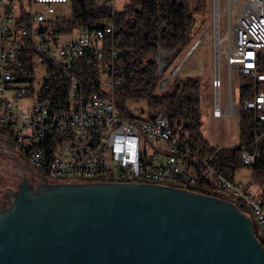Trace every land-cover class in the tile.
Here are the masks:
<instances>
[{
	"label": "built area",
	"instance_id": "obj_1",
	"mask_svg": "<svg viewBox=\"0 0 264 264\" xmlns=\"http://www.w3.org/2000/svg\"><path fill=\"white\" fill-rule=\"evenodd\" d=\"M69 1L0 0V126L12 128L14 143L24 156L22 159L44 174L63 179L64 173H71V179L99 182L139 179L134 182L184 189L199 186L208 192L192 190L233 202L230 196H222L220 191L212 189V182L228 184L240 197L244 215L254 222V234L264 248L261 186L257 184L259 189L254 190L243 179H231L219 172L209 162L213 153L199 155L185 144L173 130L163 107L145 109L142 114L130 108L122 111L113 95L114 85L120 82V78H114V73L119 72L113 67L115 49L112 48L109 58L103 54L102 40L113 31L112 24L107 20L92 29L81 27L74 34L45 28ZM103 1L110 3V0ZM233 5L237 7L234 22ZM223 11L227 28L221 36L218 18ZM214 28L217 41L227 39L229 99L221 108L217 74L212 80L216 89L212 112L214 116L238 113L240 87L238 101H234L232 73L247 75L252 94L244 100L243 106L251 111L254 130L250 140L239 146L241 160L249 165L262 157L264 162V69H259V63L264 61V0H226L223 9L215 0ZM201 40L202 37L197 38L192 47ZM26 46L45 67L38 81L35 75L32 80L18 79L20 53ZM191 51L192 48L187 50L186 55ZM80 58L88 64L95 60L101 70L100 85L86 91L81 79L71 74L66 102L62 107H55L52 100L41 93L46 62L59 66ZM171 61L172 57L166 64L159 63L160 90L168 87L180 67L177 64L168 71ZM102 82L111 90H102ZM21 99L27 103L21 105ZM147 146L155 151L148 155ZM116 171L120 172L118 177L114 174Z\"/></svg>",
	"mask_w": 264,
	"mask_h": 264
},
{
	"label": "water",
	"instance_id": "obj_2",
	"mask_svg": "<svg viewBox=\"0 0 264 264\" xmlns=\"http://www.w3.org/2000/svg\"><path fill=\"white\" fill-rule=\"evenodd\" d=\"M0 154L39 185L24 171L0 175V210L10 205L0 212V264H264L251 219L226 199L148 182L55 179Z\"/></svg>",
	"mask_w": 264,
	"mask_h": 264
},
{
	"label": "trees",
	"instance_id": "obj_3",
	"mask_svg": "<svg viewBox=\"0 0 264 264\" xmlns=\"http://www.w3.org/2000/svg\"><path fill=\"white\" fill-rule=\"evenodd\" d=\"M68 3L70 15L64 17L59 12L45 28L53 32L72 33L81 27L92 29L101 26L107 20L112 24L113 31L102 43L105 58L110 57L112 48L115 49L113 67L119 72L114 73V78H120V82L114 85L113 95L119 108L124 111L128 108L125 101L141 98L147 101L146 110L163 107L173 130L179 133L185 144L199 155L213 153L210 164L225 176L236 178L238 171L246 166L241 160L239 146L250 140L254 130L251 111L243 106L244 100L252 94L249 77L240 74L239 141L233 146L214 145L203 133L199 76L175 75L166 89L158 88L161 77L159 51L173 52L180 46V52L189 43L195 14L205 10L206 0H126L121 8L97 0H70ZM20 54L18 79L32 80L35 54L28 46ZM259 69H264V61L259 63ZM46 71L41 93L50 98L55 107H62L66 102L71 74L81 79L86 91L100 85L98 76L101 70L95 60L88 64L80 58L59 66L46 62ZM1 131L14 141L8 127L0 126ZM247 167L250 168V179L261 186L264 194L262 157ZM191 187L206 191L199 186ZM252 224L255 228L254 222Z\"/></svg>",
	"mask_w": 264,
	"mask_h": 264
},
{
	"label": "rangeland",
	"instance_id": "obj_4",
	"mask_svg": "<svg viewBox=\"0 0 264 264\" xmlns=\"http://www.w3.org/2000/svg\"><path fill=\"white\" fill-rule=\"evenodd\" d=\"M98 2H104L103 0H97ZM126 0H112L110 1L111 5L114 8H121ZM226 0H218V7L220 9L224 8ZM232 8L236 11L232 14V22L237 17V7L233 5ZM61 16H69L70 4H64L62 9L58 10ZM214 19H215V0H206V8L203 12L195 14L194 22L191 26V35L192 39L190 42L184 46L180 52L174 56V53L171 51L166 56L164 51H162V57H160V63H165V59L173 57V60L168 66V70L173 68L175 65L180 64V68L177 70V73L190 75H199L201 78V95L203 101V133L208 138L212 144L217 146H233L237 145L239 141V131H238V115H225V116H214L212 109L216 96V89L212 80L218 74L220 79L219 85V99L221 108H224L229 96H228V63L226 60L227 57V39H222L217 41L215 38V28H214ZM220 35L223 36L227 28V18L226 13L223 11L218 18ZM196 37H203L202 41L194 48V50L184 59L186 49L194 41ZM186 51V52H185ZM35 81L42 79L44 74V66L41 64L39 58L35 55ZM166 64V63H165ZM104 74V73H103ZM239 75L238 73H232L231 87L233 93V100L238 101V88H239ZM212 79V80H211ZM211 80V82H210ZM38 84V82H37ZM102 87L107 92L110 91V86L105 82H102ZM211 96V99H210ZM30 100V96H28ZM20 104L23 105L27 103V100H20ZM212 101V103H211ZM125 104L136 114H142L143 110L147 107V101L143 98L141 99H128L125 101ZM12 129V128H10ZM7 134V133H6ZM4 132H0V149L8 151L11 154H14L19 158H23L22 153L18 152L17 146L14 141H12L8 135ZM161 145V142L158 141ZM155 149L152 146H147L148 155L152 154ZM28 173L26 168H21L20 164L15 161L13 158L0 154V175H5L11 173L17 175L20 178H25V173ZM40 172V171H39ZM43 173V172H41ZM119 171H116L114 174L116 177L119 176ZM44 174V173H43ZM47 177H52L55 179H63L55 177L50 174H44ZM28 184L30 187L37 188V182L34 179L32 173L27 175ZM237 178L243 179L246 181L254 190H258L259 186L250 179V168L244 166L241 170L238 171ZM2 176H0V179ZM71 179V178H67ZM222 195V194H221ZM223 196V195H222ZM231 199V198H230Z\"/></svg>",
	"mask_w": 264,
	"mask_h": 264
},
{
	"label": "bare ground",
	"instance_id": "obj_5",
	"mask_svg": "<svg viewBox=\"0 0 264 264\" xmlns=\"http://www.w3.org/2000/svg\"><path fill=\"white\" fill-rule=\"evenodd\" d=\"M64 178H71V173H64ZM212 189H214V191H220L223 196H230V198L233 199L232 203L237 205L244 214L243 204H240V197H237V192H233L232 186L221 184V182H212Z\"/></svg>",
	"mask_w": 264,
	"mask_h": 264
},
{
	"label": "crops",
	"instance_id": "obj_6",
	"mask_svg": "<svg viewBox=\"0 0 264 264\" xmlns=\"http://www.w3.org/2000/svg\"><path fill=\"white\" fill-rule=\"evenodd\" d=\"M64 7V5H62L61 7H60V9H62ZM58 13H59V11H58ZM57 13V14H58ZM197 14V13H196ZM67 17V16H66ZM214 21H215V19H214ZM78 29L77 30H75L74 32H73V34L74 33H78ZM197 38H199V37H196L195 39H194V41L197 39ZM215 38H216V36H215ZM191 39H192V35H191ZM190 39V40H191ZM202 39H203V37H202ZM194 41L190 44V46L186 49V51L187 50H189L190 48H192V51L194 50V48L199 44H197L196 46H194V47H192V45L194 44ZM202 41V40H201ZM200 41V42H201ZM190 42V41H189ZM182 49V48H181ZM162 51H164V53H165V55L164 56H166L169 52H171V51H169V50H165V49H161L160 51H159V55H158V61H159V63H160V57H162L163 55H162ZM185 51V52H186ZM191 51V52H192ZM189 55V54H188ZM188 55H186V53H185V56H184V59L188 56ZM168 59H165V61H167ZM170 64V63H169ZM228 67V66H227ZM180 68V67H179ZM171 69H169L168 71H170ZM167 71V72H168ZM177 75L178 76H188V75H190L189 73H186V74H178L177 73ZM192 76H199V75H192ZM200 77V76H199ZM201 79V78H200ZM212 80V79H211ZM211 80H210V82H211ZM239 84H240V77H239ZM218 93V99H219V91L217 92ZM215 98H216V96H215ZM200 99H201V113H202V116H204V110H203V101H202V95H201V90H200ZM210 99H211V96H210ZM219 101H220V99H219ZM228 102V101H227ZM211 103H212V101H211ZM227 104V103H226ZM214 115V114H213ZM227 115H233L234 116V114H227ZM236 115H238V113L236 114ZM225 116V115H224ZM216 117H218V116H216ZM206 137V136H205ZM208 139V138H207ZM209 140V139H208ZM210 141V140H209ZM211 142V141H210ZM14 155H15V152H14ZM16 156V155H15Z\"/></svg>",
	"mask_w": 264,
	"mask_h": 264
},
{
	"label": "flooded vegetation",
	"instance_id": "obj_7",
	"mask_svg": "<svg viewBox=\"0 0 264 264\" xmlns=\"http://www.w3.org/2000/svg\"><path fill=\"white\" fill-rule=\"evenodd\" d=\"M24 166H25V165H23V167H24ZM28 166H29V165H28ZM29 167H30V166H29ZM22 179H23V178H22ZM37 187H39V185H38ZM18 188H19V184H18V187H17V192H18ZM9 206H10V205H9ZM9 206H8V207H9ZM8 207H7V206L4 207L3 209L0 210V212H2L4 209H6V208H8Z\"/></svg>",
	"mask_w": 264,
	"mask_h": 264
}]
</instances>
